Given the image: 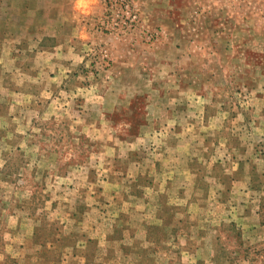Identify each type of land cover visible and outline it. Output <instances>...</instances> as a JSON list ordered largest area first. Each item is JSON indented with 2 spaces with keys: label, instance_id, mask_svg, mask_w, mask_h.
I'll list each match as a JSON object with an SVG mask.
<instances>
[{
  "label": "rangeland",
  "instance_id": "obj_1",
  "mask_svg": "<svg viewBox=\"0 0 264 264\" xmlns=\"http://www.w3.org/2000/svg\"><path fill=\"white\" fill-rule=\"evenodd\" d=\"M0 264H264V0H0Z\"/></svg>",
  "mask_w": 264,
  "mask_h": 264
},
{
  "label": "clouds",
  "instance_id": "obj_2",
  "mask_svg": "<svg viewBox=\"0 0 264 264\" xmlns=\"http://www.w3.org/2000/svg\"><path fill=\"white\" fill-rule=\"evenodd\" d=\"M73 6L80 11H88L92 6V0H73Z\"/></svg>",
  "mask_w": 264,
  "mask_h": 264
}]
</instances>
